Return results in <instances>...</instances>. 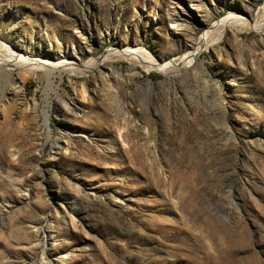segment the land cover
<instances>
[{
    "label": "rangeland",
    "instance_id": "rangeland-1",
    "mask_svg": "<svg viewBox=\"0 0 264 264\" xmlns=\"http://www.w3.org/2000/svg\"><path fill=\"white\" fill-rule=\"evenodd\" d=\"M194 1L0 0L85 67L0 71V264H264V0Z\"/></svg>",
    "mask_w": 264,
    "mask_h": 264
},
{
    "label": "bare ground",
    "instance_id": "bare-ground-1",
    "mask_svg": "<svg viewBox=\"0 0 264 264\" xmlns=\"http://www.w3.org/2000/svg\"><path fill=\"white\" fill-rule=\"evenodd\" d=\"M190 1L195 2L194 0H190ZM191 4L193 5V7L195 9H197L201 12H204L205 8L201 5V3L195 2V3H191ZM230 24H240L242 26L244 24L248 25V26L250 25V23H248V21H246V19L242 15L237 13L236 11H228L219 20L217 27H215V30H216V32L214 33L215 39L219 38L222 35L223 31L226 30V27L229 26ZM255 24L257 25L259 23H255ZM254 25H252V26H254ZM256 27H257V29L262 30V28L264 27V16H263V20L261 21L260 26L258 25ZM212 28H213V26H212ZM210 29L211 28L209 27V32H210ZM206 34H205V36H206ZM214 34H213V36H214ZM198 48L202 49L201 46H198ZM121 51H122L121 54L127 53V54H131L134 56L146 57L144 52L142 51V49H140L137 46L124 47L123 50H121ZM192 51H193V49H192ZM196 51H198V50H196ZM110 52H112V51H110ZM188 54H192V53L189 52ZM96 64L97 63H95V62H93L92 64L90 62L89 64H87V67L93 68L96 66ZM100 65L101 64H99V66ZM155 65L158 66L159 68H161L163 71H165V63H158L155 61ZM82 67H84V66H82ZM82 67L78 66L77 61L74 59V55L71 54V56L67 57L66 50H59L57 53H55L53 55L46 56V59H40V58L33 57L31 54L26 53V52L21 53L20 51L12 48L11 46L3 44L0 41V71L6 70V69H13V68H21V69H29V70L38 68V69H44L45 72L47 74H49V76H50L51 72H53V71L61 73V72L68 71V70L72 71V70H76V69H82ZM98 68H101V67H98ZM48 82H50V79H48ZM57 146H61V144L57 143Z\"/></svg>",
    "mask_w": 264,
    "mask_h": 264
}]
</instances>
